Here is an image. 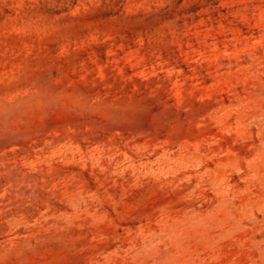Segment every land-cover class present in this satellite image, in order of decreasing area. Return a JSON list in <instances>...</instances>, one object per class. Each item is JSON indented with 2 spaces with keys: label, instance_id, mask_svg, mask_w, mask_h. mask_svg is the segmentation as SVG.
Returning <instances> with one entry per match:
<instances>
[{
  "label": "rangeland",
  "instance_id": "obj_1",
  "mask_svg": "<svg viewBox=\"0 0 264 264\" xmlns=\"http://www.w3.org/2000/svg\"><path fill=\"white\" fill-rule=\"evenodd\" d=\"M0 264H264V0H0Z\"/></svg>",
  "mask_w": 264,
  "mask_h": 264
}]
</instances>
